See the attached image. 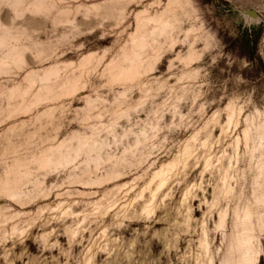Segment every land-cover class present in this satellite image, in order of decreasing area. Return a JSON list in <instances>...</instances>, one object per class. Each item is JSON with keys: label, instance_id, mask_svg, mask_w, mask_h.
<instances>
[{"label": "clouds", "instance_id": "obj_1", "mask_svg": "<svg viewBox=\"0 0 264 264\" xmlns=\"http://www.w3.org/2000/svg\"><path fill=\"white\" fill-rule=\"evenodd\" d=\"M226 3L264 59V0ZM214 10L0 0V264H264V72Z\"/></svg>", "mask_w": 264, "mask_h": 264}, {"label": "rangeland", "instance_id": "obj_2", "mask_svg": "<svg viewBox=\"0 0 264 264\" xmlns=\"http://www.w3.org/2000/svg\"><path fill=\"white\" fill-rule=\"evenodd\" d=\"M199 3L201 5H215V10L210 15L206 14V19L226 45L225 52L231 53L237 60V64L233 65L231 72L233 74L239 73L249 80L251 84H255L260 73L264 72V59H261L258 55L260 32L255 31L250 35L245 30L235 37L230 36L228 34L229 28L225 26L222 20L227 8L226 0H199ZM244 60L248 62L249 66L241 70L238 66L239 61ZM219 67L226 69V62L221 60ZM225 75H227V71L224 74H221L219 69L214 72V77L219 79H223Z\"/></svg>", "mask_w": 264, "mask_h": 264}]
</instances>
